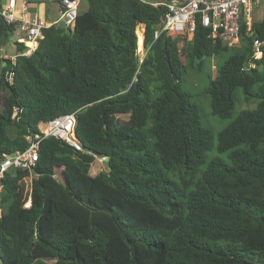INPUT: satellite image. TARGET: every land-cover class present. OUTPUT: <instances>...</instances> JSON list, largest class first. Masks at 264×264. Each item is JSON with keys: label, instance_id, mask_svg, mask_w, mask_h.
<instances>
[{"label": "trees", "instance_id": "1", "mask_svg": "<svg viewBox=\"0 0 264 264\" xmlns=\"http://www.w3.org/2000/svg\"><path fill=\"white\" fill-rule=\"evenodd\" d=\"M86 2L72 30L53 25L31 56L0 60V156L72 113L82 148L44 139L29 192L27 171L4 175L0 264H264V46L247 67L253 39L264 41V7L251 36L240 20L239 46L214 43L197 22L180 51L173 37L154 38L166 6ZM14 30L0 23V49ZM213 58L202 94L212 116L229 120L216 139L181 87L185 64L200 71ZM239 92L254 109L235 112ZM102 157L107 170L91 176Z\"/></svg>", "mask_w": 264, "mask_h": 264}, {"label": "built area", "instance_id": "2", "mask_svg": "<svg viewBox=\"0 0 264 264\" xmlns=\"http://www.w3.org/2000/svg\"><path fill=\"white\" fill-rule=\"evenodd\" d=\"M80 0H59L58 19L52 24H45L36 18H31L28 3L24 0H0V23L13 25L14 33H19L14 47H23V50L13 55L4 54L0 49V60L9 61L15 65L17 57H29L38 48L44 39V30L63 22L67 29L72 30L78 15ZM264 7V0H186L184 3H174L166 6L167 11L160 21V29L154 33L156 39L160 34L169 37L182 36L192 39L196 23L199 22L209 30V38L215 43L220 41L227 48H235L240 44V20L243 19L247 34L251 36V14L254 7ZM138 29V28H137ZM137 31V30H136ZM143 40V39H142ZM264 41L253 39L251 64L262 57ZM6 65V62H3ZM13 72L5 73L6 82L13 83ZM76 114L72 113L57 117L47 123L38 125V132L25 136L27 148L10 155L0 156V193L2 191L1 180L10 170H21L29 173V179L25 181L26 191L29 186L38 160L40 143L46 138L58 139L76 151H81V146L75 137ZM101 161L105 157L96 158ZM31 199L24 204V208L30 206ZM1 214V213H0Z\"/></svg>", "mask_w": 264, "mask_h": 264}, {"label": "rangeland", "instance_id": "3", "mask_svg": "<svg viewBox=\"0 0 264 264\" xmlns=\"http://www.w3.org/2000/svg\"><path fill=\"white\" fill-rule=\"evenodd\" d=\"M142 1L152 2L154 0H142ZM156 1H161V0H156ZM87 8H88V5H87L86 0H80L78 12L80 13L82 11H86ZM262 15H263V7L262 6L254 7L252 14H251V21L253 23L261 21ZM138 33L141 35L143 39L141 28L137 29L136 31L137 39H138ZM18 36H19V33L17 32L15 33L13 32V34L9 36L6 45L3 47L4 54L13 55L16 53V48L14 47V43L16 39L18 38ZM173 40L176 43L179 50L181 51L185 49L186 44L189 43L191 39L186 38V37L178 38V36H173ZM136 55H137V58L140 59V61L145 56V50L143 47L142 40H141V45L140 46L139 44L137 45ZM182 62L185 63V59L183 57H182ZM217 63H218V59L216 58H213L210 61L207 60L204 63V66L201 67L200 71H196L194 68H191L190 66L185 64V72H183L182 77H181V80H182L181 87L195 94V101L200 108V114L202 116L203 125L204 127H206L207 129L211 131L214 139H216L217 133L229 123V120H221L211 115L209 104H208V99L204 94H202V90L206 86L209 78L215 77ZM5 97H6L5 92L3 90H0V111L3 110L4 103H5ZM254 108H255L254 103L245 104L243 102L241 93L239 92L237 95V105H236L235 112H237L238 110H252ZM118 119L121 122H124L127 120V118L123 116H119ZM208 156L213 157V158L214 157L218 158L224 163L229 164L227 154H219L215 151V149L209 152ZM106 170H107V166L105 162L101 161L100 159H96L91 165L89 174L94 177L100 172L106 171ZM56 173L57 175L61 174L59 170H57ZM0 213H1V209H0Z\"/></svg>", "mask_w": 264, "mask_h": 264}, {"label": "crops", "instance_id": "4", "mask_svg": "<svg viewBox=\"0 0 264 264\" xmlns=\"http://www.w3.org/2000/svg\"><path fill=\"white\" fill-rule=\"evenodd\" d=\"M1 1L4 2L5 0H1ZM182 1H185V0H166L165 5L162 4V0L161 1L154 0L152 2H147V3L152 4L154 6H157V5L168 6V5L179 3ZM26 2L28 3L29 12L30 11L33 12V13L30 12L31 18H36L37 20L45 24H48V25L57 21L59 0H27ZM82 12H85V11H82ZM251 23L253 22L251 21Z\"/></svg>", "mask_w": 264, "mask_h": 264}, {"label": "water", "instance_id": "5", "mask_svg": "<svg viewBox=\"0 0 264 264\" xmlns=\"http://www.w3.org/2000/svg\"><path fill=\"white\" fill-rule=\"evenodd\" d=\"M24 1H27V0H24ZM186 1V0H185ZM185 1H182V2H179V3H184ZM168 3V2H167ZM162 4H166V0H162ZM57 27L59 28V29H61V30H65V31H70L69 29H67L66 28V26L64 25V23L63 22H59L58 24H57ZM2 66H4L3 64H2Z\"/></svg>", "mask_w": 264, "mask_h": 264}, {"label": "bare ground", "instance_id": "6", "mask_svg": "<svg viewBox=\"0 0 264 264\" xmlns=\"http://www.w3.org/2000/svg\"><path fill=\"white\" fill-rule=\"evenodd\" d=\"M138 39H139V41H138V44H139V46L141 45V40H142V37H141V35L138 33ZM142 43H143V40H142Z\"/></svg>", "mask_w": 264, "mask_h": 264}]
</instances>
